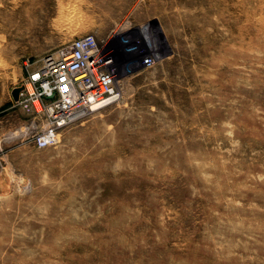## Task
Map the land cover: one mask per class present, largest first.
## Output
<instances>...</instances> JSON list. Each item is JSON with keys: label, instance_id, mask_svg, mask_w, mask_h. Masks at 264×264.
I'll use <instances>...</instances> for the list:
<instances>
[{"label": "rangeland", "instance_id": "rangeland-1", "mask_svg": "<svg viewBox=\"0 0 264 264\" xmlns=\"http://www.w3.org/2000/svg\"><path fill=\"white\" fill-rule=\"evenodd\" d=\"M84 33L120 98L38 147L11 91ZM0 264H264V0H0Z\"/></svg>", "mask_w": 264, "mask_h": 264}, {"label": "built area", "instance_id": "built-area-1", "mask_svg": "<svg viewBox=\"0 0 264 264\" xmlns=\"http://www.w3.org/2000/svg\"><path fill=\"white\" fill-rule=\"evenodd\" d=\"M155 58L150 51L141 57V64L151 66ZM119 75L115 50L100 43L94 33L77 35L55 53L44 55L42 65L28 73L15 101L27 110L41 112L46 120L35 135V144H56L60 128L117 102Z\"/></svg>", "mask_w": 264, "mask_h": 264}, {"label": "water", "instance_id": "water-1", "mask_svg": "<svg viewBox=\"0 0 264 264\" xmlns=\"http://www.w3.org/2000/svg\"><path fill=\"white\" fill-rule=\"evenodd\" d=\"M23 89V86L20 87H15L14 89H12L11 91V95L14 101L18 100V96H19V92Z\"/></svg>", "mask_w": 264, "mask_h": 264}, {"label": "bare ground", "instance_id": "bare-ground-1", "mask_svg": "<svg viewBox=\"0 0 264 264\" xmlns=\"http://www.w3.org/2000/svg\"><path fill=\"white\" fill-rule=\"evenodd\" d=\"M117 32V31H116ZM119 32H120V30H119ZM147 33H148V31H146ZM152 35V34H151Z\"/></svg>", "mask_w": 264, "mask_h": 264}]
</instances>
